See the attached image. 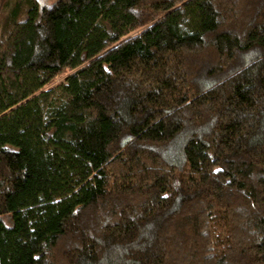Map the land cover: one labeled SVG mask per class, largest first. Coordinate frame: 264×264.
Wrapping results in <instances>:
<instances>
[{
  "label": "trees",
  "instance_id": "trees-1",
  "mask_svg": "<svg viewBox=\"0 0 264 264\" xmlns=\"http://www.w3.org/2000/svg\"><path fill=\"white\" fill-rule=\"evenodd\" d=\"M50 1L0 0V264H264V0Z\"/></svg>",
  "mask_w": 264,
  "mask_h": 264
},
{
  "label": "rangeland",
  "instance_id": "rangeland-1",
  "mask_svg": "<svg viewBox=\"0 0 264 264\" xmlns=\"http://www.w3.org/2000/svg\"><path fill=\"white\" fill-rule=\"evenodd\" d=\"M53 0H51L50 2H52ZM63 82V78H58L53 84L52 87H55L56 85L60 84Z\"/></svg>",
  "mask_w": 264,
  "mask_h": 264
}]
</instances>
